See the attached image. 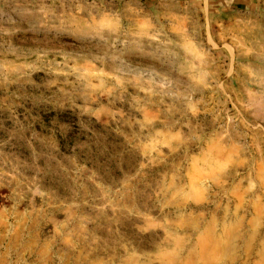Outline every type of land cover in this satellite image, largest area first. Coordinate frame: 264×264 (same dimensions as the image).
<instances>
[{
  "label": "rangeland",
  "instance_id": "374dc122",
  "mask_svg": "<svg viewBox=\"0 0 264 264\" xmlns=\"http://www.w3.org/2000/svg\"><path fill=\"white\" fill-rule=\"evenodd\" d=\"M0 264H264V0H0Z\"/></svg>",
  "mask_w": 264,
  "mask_h": 264
}]
</instances>
